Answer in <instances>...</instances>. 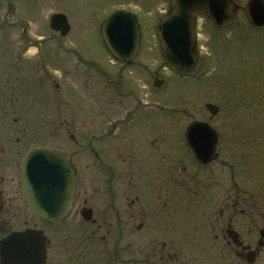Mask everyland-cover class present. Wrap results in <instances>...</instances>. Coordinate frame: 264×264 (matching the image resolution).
<instances>
[{"label": "flooded vegetation", "instance_id": "1", "mask_svg": "<svg viewBox=\"0 0 264 264\" xmlns=\"http://www.w3.org/2000/svg\"><path fill=\"white\" fill-rule=\"evenodd\" d=\"M28 1L0 0V8L3 6L0 42H5L10 58L7 83L34 82L39 86L48 83L59 90V81L70 82L76 77L77 64H93V60L84 58L72 44V39L68 47L65 41L73 37L72 26L66 35L52 28V17L63 12L52 11L45 16L49 21L48 36L40 31L36 34L32 20L40 24L38 21L44 20V15H31ZM156 1L165 7L158 16L162 20L172 12V0ZM231 2L233 22L248 21L251 31H264V26L256 27L250 23L251 18L264 12V0ZM193 19L210 20L198 12L193 14ZM63 65L66 68H62ZM71 66L76 68L73 70ZM132 96L133 108H119L116 114L108 115L103 130L99 133L90 131L80 151L73 133L71 138L76 146L73 149L50 148L44 144L47 125L45 109L41 105L43 96L37 109L18 108L16 102L20 99L14 93L5 98L9 108L0 110V264H19L16 254L11 257L2 253V243L12 234L28 229L43 233L39 238V247L44 251L40 255V264H203L209 258H213L215 264H220L222 259H229L233 264H264V196L261 195L260 202L257 193L238 190L233 166L237 159L222 158L220 136L215 128L211 126L217 141L211 156L207 157L210 142L196 143L198 149L192 143L197 141L191 139L190 127L198 121L188 124L182 141L185 161L173 162V157L163 159L162 154L167 151L158 146V139L153 136L156 120L150 118L149 123L144 124L149 139L141 142L145 146L148 144L150 150L144 160L151 165L147 175L148 189L135 187L136 156L124 157L125 146L120 143L123 150H118L116 156L109 154V143L121 140L131 128L139 125L142 118L148 120V112L156 106L148 101L142 104L137 94ZM216 108L218 113L219 108ZM37 149L63 155L75 173L73 209L63 221L41 219L31 211L26 200L23 165L28 154ZM81 153L87 156L79 157ZM165 159L167 161L162 163ZM214 164L218 168L213 169L211 182ZM222 165H230L226 168L230 171L231 188L224 193L222 180L215 172L221 173ZM202 174L208 175L206 180L200 178ZM199 208L203 211L199 212ZM79 210L82 224L107 228V234L110 228L114 229L116 236L103 240H76L62 235L66 223L76 224ZM238 219H247L252 224L249 232H253L255 240L254 237L252 240L241 237L236 230ZM261 222L263 227H260ZM188 240H206L207 248L184 252ZM92 245L100 246L101 251L95 257L90 252H78V247L83 251Z\"/></svg>", "mask_w": 264, "mask_h": 264}, {"label": "rangeland", "instance_id": "2", "mask_svg": "<svg viewBox=\"0 0 264 264\" xmlns=\"http://www.w3.org/2000/svg\"><path fill=\"white\" fill-rule=\"evenodd\" d=\"M28 2L31 15H44V20L38 21L40 24L32 20L36 34L40 31L48 36L50 33L49 21L45 19L49 12L67 14L73 37L65 42L69 47L72 39L71 43L76 49L84 58L92 59L93 64H77L79 72L76 77L70 82L59 81V90L48 83L42 86L34 82L13 85L7 83L10 58L5 42H0V110L9 108L5 98L12 93L19 96L20 100L16 102L18 108L37 109L38 102L44 97L41 103L45 109L47 125L44 144L50 148L73 149L76 147L75 140L71 138L73 133L76 135V148L80 151L89 132H101L107 121L106 117L116 114L119 108H133L132 95L137 94L142 104L148 101L156 106L152 108L151 113L148 112V120L142 118L139 125L131 128L121 140H112L109 143L110 155L115 153L116 156L118 150H123L122 144L125 146L124 157L136 156L137 171L134 182L137 189L150 187L147 184V175L151 165L144 161L148 158L150 150L148 144H141L149 139L144 124L149 123L150 118L156 120L153 136L157 137L161 150L167 151L162 154L163 159L173 157V162H179L180 159L185 161L182 141L185 140L187 126L193 121H198L205 122L218 131L222 158L237 159V164L233 166L236 169L238 190L257 193L261 202V195L264 196V31H251L248 21L236 20L223 31L215 27L210 20L198 21L197 66L189 76L183 77L168 67L162 56L157 25L160 22L158 16L165 7L156 0ZM2 10L3 6L0 13ZM117 10L135 14L140 24V48L132 64L115 60L104 46L101 36L103 22ZM64 67L66 68V65L62 66ZM72 68L74 70L76 67ZM216 107L219 108L218 113L214 110H217ZM85 156L86 153H81L79 157ZM167 159L162 160V163ZM186 164L190 166L191 163L187 161ZM127 167L125 169L128 173ZM226 167L229 168L230 165H222L221 173L215 171L222 180L223 193L231 188L230 171ZM211 168L212 182V171L217 169L218 165L214 164ZM207 176L202 174L200 178L206 180ZM127 177L128 175V180ZM99 210L101 215V208ZM198 211H203V208ZM108 218L111 219V215ZM75 220L76 224L66 223L67 225L63 226L65 229L61 232L62 235L72 236L76 240H103L104 237L109 239L116 236L114 229L110 228L107 234V228L82 224L80 210ZM237 223L236 230L244 240H252L253 237L255 240L256 236L252 231L249 232L252 224L247 219H238ZM194 225L195 222L193 227ZM187 245L188 248H183L184 252H197L201 247L207 248L206 240H188ZM100 251L99 245L88 246L83 251H79L78 247V252H90L93 257ZM203 264L215 262L213 258H209ZM220 264L233 263L229 259H222Z\"/></svg>", "mask_w": 264, "mask_h": 264}, {"label": "water", "instance_id": "3", "mask_svg": "<svg viewBox=\"0 0 264 264\" xmlns=\"http://www.w3.org/2000/svg\"><path fill=\"white\" fill-rule=\"evenodd\" d=\"M208 16L217 28L224 29L233 23L231 0H172V12L158 24L157 31L167 65L181 73H189L196 65L194 13ZM257 27L264 26V12L250 19ZM51 26L66 35L70 30L64 14H55ZM102 36L112 56L121 62L131 63L140 47V26L136 16L124 10L113 12L102 25ZM195 149L199 142H210L206 153L210 157L217 141L216 132L206 123L197 122L190 127ZM23 187L26 200L34 214L49 222L62 221L73 208L75 173L69 162L59 153L37 149L28 154L23 165ZM85 218L86 213L84 214ZM42 232L28 229L14 233L2 243V253L18 257L19 264H40L39 247ZM16 254V255H12ZM9 257V256H8Z\"/></svg>", "mask_w": 264, "mask_h": 264}]
</instances>
